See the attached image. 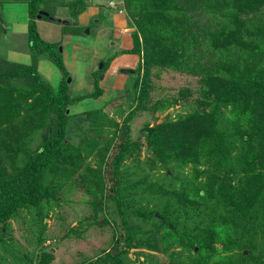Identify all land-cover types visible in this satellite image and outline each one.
<instances>
[{
	"label": "trees",
	"instance_id": "trees-1",
	"mask_svg": "<svg viewBox=\"0 0 264 264\" xmlns=\"http://www.w3.org/2000/svg\"><path fill=\"white\" fill-rule=\"evenodd\" d=\"M20 1L27 6L32 61L10 63L0 56V247L20 256L3 235L9 219L23 208L38 224L39 240L51 202L75 178L96 198L91 200L96 212L107 195L101 167L108 162L116 183L111 196L122 216L128 196L163 198L157 208H129L137 221L124 219L128 246L156 249L160 231L172 264H264V0H123L133 29L122 50L141 56L135 71L142 72L134 82L136 102L124 117L123 136L110 158L116 132L98 139L109 110L104 106L76 113L69 108L85 96H98L102 88L96 85L89 93L71 96L65 77L56 86L41 78L36 61L43 51L64 67L51 52L56 44L42 39L36 27L43 0ZM109 61H103V69ZM155 65L200 75L204 82L198 108L140 128L151 156L146 166L163 168L169 182L176 178L174 169L191 163L193 177L199 179L193 178L191 186L185 178L182 185L159 183L148 172L135 178L136 170L122 166L141 147L128 121L133 111L145 108ZM25 78L29 83L22 82ZM76 115L78 129L88 123L94 135L68 138L67 122ZM112 123L115 130L121 125ZM36 134L44 138L30 148ZM92 154L96 166L85 163ZM78 171L80 177H75ZM140 218L150 223L148 229ZM120 240L121 235L114 247ZM174 246L190 251L186 260L176 256ZM53 257L51 249L43 250L38 261L48 264ZM102 263L127 264L121 252L110 249Z\"/></svg>",
	"mask_w": 264,
	"mask_h": 264
},
{
	"label": "rangeland",
	"instance_id": "rangeland-1",
	"mask_svg": "<svg viewBox=\"0 0 264 264\" xmlns=\"http://www.w3.org/2000/svg\"><path fill=\"white\" fill-rule=\"evenodd\" d=\"M71 1L43 0L44 3L40 4V9L48 11L54 17L67 19L69 21L67 24L46 17L35 18L39 36L47 42L56 44L51 52L60 58L65 71L52 58L47 57L50 56L47 50L38 55L36 68L41 78L53 86L58 85L62 77H65L71 96L89 93L96 85L102 88L98 96H85L72 103L69 108L102 110L105 106V109L109 110L102 135L98 139L106 140L114 131L116 132L115 141L108 155L110 158L123 136L124 117L136 102L134 82L141 78V68L139 73L135 71L141 56L120 48L129 44L133 23L126 12L123 0H75L76 4L70 5ZM79 16H82L80 20ZM27 22V6L24 1L0 0V56L10 63L31 64L32 46L28 41ZM75 22L80 23V27L77 28ZM108 59L111 64L108 63L110 67L106 70L108 65L103 69V61ZM101 67L103 71L99 72ZM123 67L132 68L133 71L123 72L121 71ZM150 71L149 96L144 102L145 108L133 111L132 118L128 121L134 138L136 136V139L140 138L141 147L125 158L122 166L128 172L136 170L133 175L135 178L141 173L148 172L149 178H154L159 183L164 180L166 184L172 182L171 186H176L182 185L180 181L186 179L187 186H191V182L196 179L193 177L191 163L178 171L174 169L176 178L170 179L169 182V176L164 174L163 168L150 169L146 166V161L151 156L140 128L146 122L153 124L198 108L200 104L198 101L203 100L201 93L204 87L203 79L200 75L163 66H152ZM22 82L27 84L29 80L25 78ZM108 102L113 106H109ZM202 105L205 109L209 108V104ZM79 118L76 115L72 121L70 119L67 122V129L70 126L67 136L75 141L86 133L89 136L95 134V130L88 128V123L79 130L78 123L81 121ZM113 120L121 123L117 130L112 123ZM35 136L36 138L29 142L30 148L40 145L44 138L43 135ZM85 163L96 166L97 156L90 155ZM139 164L142 169L139 168ZM78 173L79 171L75 173V177H80ZM101 173L107 195L102 203L97 204L96 212L91 203L94 198L92 193L86 188L85 182L77 181L75 178V181H69L58 194V200L51 202L48 215L44 218L45 228L39 240L37 239L39 227L30 219L31 212L23 208L16 217L10 218L3 237L5 244H11L12 250L20 256L14 257L0 247V264H41L38 261L41 252L49 249L54 257L48 264H104L102 261L109 249L113 254L121 252V257L127 264H172V259L161 241L160 231L156 237L158 245L156 249L128 246L123 238L126 232L124 219L137 221V217L129 208L139 204L157 208L162 204L163 198L147 200L145 197L128 196L132 205L128 203L121 206L127 209L126 215L122 216L116 198L111 196L115 193L116 183L108 162L102 165ZM139 220L145 228H149V222L141 218ZM119 235L122 236V240L114 247L115 238ZM172 250L177 251L176 256L182 260H186L190 254L189 250L182 251L176 246ZM21 256L24 257L20 258Z\"/></svg>",
	"mask_w": 264,
	"mask_h": 264
},
{
	"label": "water",
	"instance_id": "water-1",
	"mask_svg": "<svg viewBox=\"0 0 264 264\" xmlns=\"http://www.w3.org/2000/svg\"><path fill=\"white\" fill-rule=\"evenodd\" d=\"M42 14L48 16L49 19L51 20H54V21H58V22H62V23H65L67 24L69 21L67 19H61V18H58V17H54L53 15H51L48 11L44 10V9H39L38 12H37V18H39ZM86 32H88V29H86ZM121 71L123 72H131L133 71L132 68H121ZM93 131H90V133H92Z\"/></svg>",
	"mask_w": 264,
	"mask_h": 264
},
{
	"label": "crops",
	"instance_id": "crops-1",
	"mask_svg": "<svg viewBox=\"0 0 264 264\" xmlns=\"http://www.w3.org/2000/svg\"><path fill=\"white\" fill-rule=\"evenodd\" d=\"M80 18H82V16H79V17H78L79 20H80ZM78 19H77V21H78ZM79 22H80V21H79ZM64 24H65V23H64ZM74 24H76V22H75ZM78 24H80V23H77L76 25H78ZM84 39H85V38H84ZM129 44H130V42H129ZM129 44H128V45H129ZM128 45H127V46H128ZM127 46L122 45V46H120V48L123 49V48H125V47H127ZM109 64H111V62H110ZM37 67H38V64H37ZM109 67H110V65H108V68H106V70H109ZM105 73H106V71H105ZM107 73L110 74L108 71H107ZM104 75H105V74H104ZM108 105H109V106H110V105L113 106V104H110V102H108ZM86 109H87V108H86ZM88 109H89V108H88ZM84 110H85V109H82V110H73V109L71 110V109H70V111H72V112H75V111H84Z\"/></svg>",
	"mask_w": 264,
	"mask_h": 264
},
{
	"label": "flooded vegetation",
	"instance_id": "flooded-vegetation-1",
	"mask_svg": "<svg viewBox=\"0 0 264 264\" xmlns=\"http://www.w3.org/2000/svg\"><path fill=\"white\" fill-rule=\"evenodd\" d=\"M40 9V8H39Z\"/></svg>",
	"mask_w": 264,
	"mask_h": 264
}]
</instances>
